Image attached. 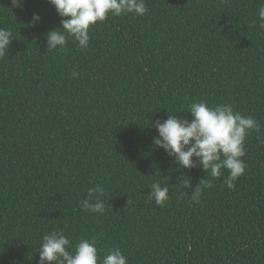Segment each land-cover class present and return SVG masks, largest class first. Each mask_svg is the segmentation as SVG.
<instances>
[{
  "label": "trees",
  "instance_id": "1",
  "mask_svg": "<svg viewBox=\"0 0 264 264\" xmlns=\"http://www.w3.org/2000/svg\"><path fill=\"white\" fill-rule=\"evenodd\" d=\"M145 3L142 16L90 26L83 49L69 36L48 51L46 34L62 31L49 0H0V28L14 37L0 58V264H39L53 230L69 251L95 237L98 264L115 248L128 264H264V0ZM201 100L261 126L232 189L227 169L213 179L153 144L156 120L191 119ZM204 178L212 186L196 203ZM153 183L169 188L164 206L149 200ZM96 185L103 214L82 207Z\"/></svg>",
  "mask_w": 264,
  "mask_h": 264
},
{
  "label": "clouds",
  "instance_id": "2",
  "mask_svg": "<svg viewBox=\"0 0 264 264\" xmlns=\"http://www.w3.org/2000/svg\"><path fill=\"white\" fill-rule=\"evenodd\" d=\"M57 14L62 18V31L56 29L46 34L48 51L64 49L68 37L83 49L88 46L90 26L104 21L108 15L121 16L134 13L142 16L147 13L145 0H49ZM12 6L21 8L23 0H12ZM259 28L264 31V7L259 8ZM34 13L31 26L40 21ZM67 35H66V34ZM14 39L11 31L0 28V58L9 53V46ZM73 77L78 75L73 71ZM191 119L178 118L169 114L168 118L156 120L152 127L158 135L153 137L155 147L163 149L181 168H202L213 179L220 177L223 169L228 170L225 180L232 189L234 182L245 174V140L252 132L259 133L261 126L253 117H245L234 111L230 104H217L210 107L201 100L188 106ZM264 142V141H262ZM202 186V187H201ZM211 180L205 178L192 191L193 201L199 203L203 188H210ZM190 187V182L184 185ZM149 200L157 206H164L170 199L169 188L159 183L151 185ZM105 188L96 185L89 189L88 198L82 202L83 209L91 213L105 212L102 197ZM62 230H53L42 237L39 248V264H98L97 239H80L74 246ZM102 264H128L127 258L119 248L109 250L103 257Z\"/></svg>",
  "mask_w": 264,
  "mask_h": 264
}]
</instances>
